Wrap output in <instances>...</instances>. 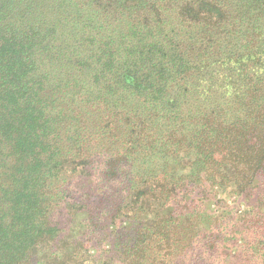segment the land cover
Wrapping results in <instances>:
<instances>
[{
  "label": "trees",
  "instance_id": "trees-1",
  "mask_svg": "<svg viewBox=\"0 0 264 264\" xmlns=\"http://www.w3.org/2000/svg\"><path fill=\"white\" fill-rule=\"evenodd\" d=\"M0 264H264V0H0Z\"/></svg>",
  "mask_w": 264,
  "mask_h": 264
},
{
  "label": "rangeland",
  "instance_id": "rangeland-1",
  "mask_svg": "<svg viewBox=\"0 0 264 264\" xmlns=\"http://www.w3.org/2000/svg\"><path fill=\"white\" fill-rule=\"evenodd\" d=\"M210 190H211V195L206 199L205 202L208 210L217 211V212L218 211L227 212L230 209L231 213H229V215L234 214V216L238 218L241 215V210L252 209V207L256 206L254 204L257 195L255 192H254L255 194L252 195L250 194L246 195L242 193L241 196H237L233 193V190L230 188L226 190H222L218 187L213 188L210 186ZM78 217H80V215H78ZM232 259L235 260V256Z\"/></svg>",
  "mask_w": 264,
  "mask_h": 264
}]
</instances>
